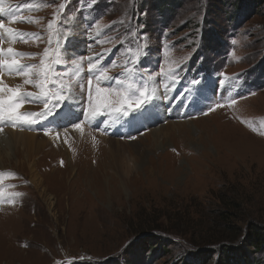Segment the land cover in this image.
Returning a JSON list of instances; mask_svg holds the SVG:
<instances>
[{"label":"rangeland","instance_id":"rangeland-1","mask_svg":"<svg viewBox=\"0 0 264 264\" xmlns=\"http://www.w3.org/2000/svg\"><path fill=\"white\" fill-rule=\"evenodd\" d=\"M7 3L17 8L18 19L11 21L15 29L40 34L39 39L14 43L23 53L41 54L49 47L48 22L66 3L63 15L74 18L65 21L73 25V43L66 48L69 59L102 54L104 65L115 62L109 74L123 78L124 61L130 59L127 50L139 46V66L145 71L180 67L175 84L158 78L169 85L167 98L156 100L134 119L124 118L102 130L106 118L101 116L84 125L92 132L71 133V125L83 119L78 90L76 99L81 101L71 104L66 121L55 127L48 123L50 117L38 124L39 136H53L49 142L40 137L48 145L28 151L22 144L11 147L0 142V161L6 167L0 171L17 174L4 181L6 191L24 194L14 204L6 200L0 204V264H217L224 242L205 240L219 235L214 232H230L225 233L226 242L232 246L256 229L264 232L263 4L242 5L239 0H97L94 6L88 0ZM94 20L102 32L92 40L88 30ZM140 35L147 37L143 43ZM2 44L13 45L8 39ZM21 59L39 63L41 56ZM83 68L81 84L87 79L86 62ZM57 71L73 77L75 85V66L61 64ZM8 75L3 78L6 83L10 76L17 77ZM222 75L231 79L222 80ZM192 80L201 83L192 87ZM24 87L38 91L32 85ZM164 91L161 86V96ZM231 99L236 103L230 104ZM215 104L224 106L210 110ZM41 105L43 109L42 103L26 102L23 110H40ZM161 127L166 135L161 133L160 143L155 144L150 132ZM47 130L52 134L46 135ZM7 131L37 130L33 125L5 124L0 136ZM103 137L124 144L111 150ZM244 250L250 260L264 264V250L255 252L249 246Z\"/></svg>","mask_w":264,"mask_h":264},{"label":"snow or ice","instance_id":"snow-or-ice-1","mask_svg":"<svg viewBox=\"0 0 264 264\" xmlns=\"http://www.w3.org/2000/svg\"><path fill=\"white\" fill-rule=\"evenodd\" d=\"M97 0H88L89 6H94ZM6 0H0V14L9 17L15 22L18 17L14 14L11 7H5ZM66 3H61L54 18L48 22L49 29V47L45 48L43 53H23L14 47H3L2 42L8 39L12 43L17 40L27 42V38L39 39L40 34H26L18 29L9 27L0 17V131H3L5 124L13 127L28 126L39 124L48 118H54L63 111L64 107H69L74 102L77 91L80 92V98L83 100L82 116L83 119L72 124L74 129L81 132L84 131V125H91L99 117L104 116L105 121L102 130L120 122L124 118L134 119L138 114L152 106L156 100L166 99L169 90L168 84H161L158 78L169 80L172 84L177 81L176 67L160 68L159 72L145 71L139 66L141 49L138 46L135 50L128 49L127 53L130 59L124 61L123 78L113 77L109 74V67L112 65H104L100 58L102 54L93 56L72 57L69 59L66 48L72 39L70 29L72 24L65 23L68 19L64 16ZM27 22H33L35 18H24ZM123 23V21H121ZM63 29V31H62ZM92 29H97L95 36L91 34ZM88 38L95 40L101 35L102 29L98 20L92 21L89 26ZM133 36L135 32L131 33ZM54 38V39H53ZM141 43L146 41L147 37L140 35ZM103 42V41H101ZM235 43V42H234ZM54 45V47H53ZM90 50L91 45L87 46ZM146 47V44L144 45ZM40 55L39 63H25L21 57ZM87 63V79L86 82L79 83V77L84 74V63ZM67 64L75 66L76 71L74 77L75 85L72 83L73 77H64L57 66ZM131 64L133 67H128ZM3 72L15 74L23 78V84H17L14 87L8 85L3 79ZM222 80L231 79L221 76ZM111 82V83H108ZM200 80H192L189 85L198 86ZM24 85H32L38 89L36 92L28 91ZM164 88V95L159 93L160 87ZM191 90V88L189 89ZM26 102L42 103L43 109L40 111H24ZM230 104H235L236 100L231 99ZM222 104L210 105V110L216 107H223ZM66 117L68 114H65ZM46 135H51V131L47 130ZM55 135L59 137L60 133ZM134 139V137H131ZM95 139V137H93ZM16 173L11 170L0 171V204H14L16 199L23 196L20 192H7L4 185L6 179H13ZM15 185H7V188H14ZM61 264V262H57Z\"/></svg>","mask_w":264,"mask_h":264},{"label":"bare ground","instance_id":"bare-ground-1","mask_svg":"<svg viewBox=\"0 0 264 264\" xmlns=\"http://www.w3.org/2000/svg\"><path fill=\"white\" fill-rule=\"evenodd\" d=\"M8 4H10V3H7V5L5 6V7H8ZM13 10H14V13H15V11L17 10V8L15 9L14 8V4H12V6H10ZM0 17H2L3 18V20H4V23L6 24V25H8L9 27H12V28H15L14 27V25H13V22H11L12 20L9 18V17H7V16H5V15H3V14H0ZM11 42V41H10ZM73 43V40H71L70 41V43ZM71 43V44H72ZM13 45L11 46V47H16V45L14 44V43H12ZM4 45H7V44H4ZM2 46H3V44H2ZM17 50L19 49V51L21 52V50H20V48H16ZM72 53V52H71ZM76 55V54H75ZM5 76H9L8 75V73L7 72H5V74H4V76H3V78L5 77ZM21 79H22V77H19V76H17V77H15V76H13V77H9L8 79H7V83H9V84H14L15 82H17L18 84H19V82H21ZM219 93V92H218ZM77 99L75 98V100H74V102L72 103V105L74 104V103H77V102H80L79 100H77ZM76 101V102H75ZM178 102V101H177ZM202 104V103H201ZM195 105V104H194ZM193 105V106H194ZM189 107V106H188ZM26 108V107H25ZM42 109V105H41V108H40V110ZM72 109H73V107H72ZM28 110V109H27ZM36 110H39V107L36 109ZM35 110V111H36ZM39 110V111H40ZM38 112V111H37ZM171 116V115H170ZM189 123H191V122H189ZM172 125H175V124H172ZM25 128H26V126H24ZM41 127V126H40ZM39 126H35V130H37L36 132H32V131H29V132H26V131H24V132H18V131H7V132H5L6 134H8V135H10V137L9 136H6L5 137V133H3V134H5V135H2L1 134V136H0V142L1 143H3V144H8L9 146H11V147H15V146H19L20 144H22V146L24 147V148H26L28 151L29 150H33V149H35V148H37V147H41V149L43 148V147H45L46 145H48L47 143H45V142H41L40 141V137H42V136H39V132H40V130H42L41 128H40ZM164 128V127H163ZM71 129V128H70ZM84 130L85 131H89V132H92V131H90L89 129H86L85 127H84ZM152 130V129H151ZM23 131V130H22ZM77 131V129H73V130H70V132L71 133H75ZM164 132H166L165 130H162V127L161 128H159V129H155V130H152L151 132H150V136L152 137V138H154L153 139V141H154V143L155 144H159L160 142H159V137H160V135H161V133H164ZM78 133V132H77ZM95 133V132H94ZM76 134V133H75ZM85 134V133H84ZM165 134V133H164ZM166 135V134H165ZM53 136H49V137H42L43 138V140H45L46 142H49V141H51V139H53L52 138ZM104 139H105V141L103 140V143H105L106 145H107V148H111V150H117V148H119V147H122L123 146V142H120V141H114V140H112L111 138L110 139H108V138H106V137H103ZM42 140V139H41ZM5 149V148H4ZM8 149V148H7ZM27 151V152H28ZM118 151V150H117ZM116 151V152H117ZM114 152V151H113ZM10 154H11V152H9ZM3 156V155H2ZM2 159V158H1ZM0 168H6L5 166H3V164H2V161H0Z\"/></svg>","mask_w":264,"mask_h":264},{"label":"trees","instance_id":"trees-1","mask_svg":"<svg viewBox=\"0 0 264 264\" xmlns=\"http://www.w3.org/2000/svg\"><path fill=\"white\" fill-rule=\"evenodd\" d=\"M239 1L242 5L247 4L248 2L254 6L261 5V4L264 5V0H239ZM214 233H217L219 235L217 236L212 235L210 238H207L205 240L210 241L211 244H218V243L220 244L224 242L221 244L219 248L222 251L223 255L222 257H218L217 264H251V263L261 264L262 263V260L260 261L257 258L250 260L248 251L244 250L245 246L254 247L255 252H257L258 250L259 251L264 250V232H262L260 229H256L253 232L246 234L244 238L242 239V242L236 246L227 244L228 242L226 241L228 240V238L226 234L230 233L227 230L225 231L223 230L221 232H214ZM152 236L154 237L153 238L154 240H158L159 238L158 235L156 236L152 235ZM211 250L209 251L211 252ZM200 258L201 257H199V260Z\"/></svg>","mask_w":264,"mask_h":264}]
</instances>
